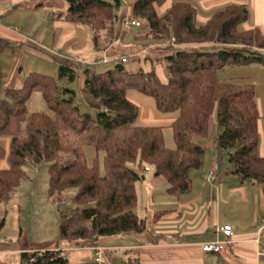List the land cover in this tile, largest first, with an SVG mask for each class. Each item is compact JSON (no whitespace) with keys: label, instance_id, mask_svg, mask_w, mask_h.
<instances>
[{"label":"trees","instance_id":"obj_1","mask_svg":"<svg viewBox=\"0 0 264 264\" xmlns=\"http://www.w3.org/2000/svg\"><path fill=\"white\" fill-rule=\"evenodd\" d=\"M122 1L67 0V10L57 18L89 28L99 49L100 32L108 36L100 35L99 41L114 43ZM166 2L136 0L130 18L148 27L147 34L137 38L167 44L165 50L172 51L162 58L167 83L154 68L132 73L122 62L102 73L87 68L81 74L82 92L101 108L96 111L83 110L78 92L70 87L79 79L80 66L60 59L55 60L57 78L32 72L20 88H5L1 55L13 46L0 37V136L11 138L10 168L0 169V204L11 203L29 178L27 164L48 162V198L59 205L61 248L23 252L19 264H70L71 251L96 250L104 239L145 233L147 221L137 213L142 173L151 167L156 179L167 182L171 197L190 193L194 173L203 168L206 155L195 138L208 135L213 117L220 131L219 147L231 151L227 173L246 185H264L256 88L219 77L228 68L264 67V33L260 28L240 31L249 19L245 5H230L198 27V10L191 4L174 3L158 14L157 8ZM36 92L43 95L54 117L29 114L27 104ZM130 92L153 99L159 114L175 116L169 127L175 148L166 146L165 127L138 125L140 107L130 101ZM85 147L104 153L103 174L99 165L87 164ZM4 156L0 147V161ZM71 190L76 191L75 207L60 206ZM165 213L156 212V219ZM108 260L113 264L111 257ZM123 264L144 263L137 257Z\"/></svg>","mask_w":264,"mask_h":264},{"label":"crops","instance_id":"obj_2","mask_svg":"<svg viewBox=\"0 0 264 264\" xmlns=\"http://www.w3.org/2000/svg\"><path fill=\"white\" fill-rule=\"evenodd\" d=\"M168 1L163 7L157 8L158 14H160V10L162 13L165 12L174 3L191 4L198 10L196 24L198 18L202 17L198 27L206 25L214 13L230 5H245L249 11V19L240 26V31L260 28L264 33V0H172L169 4ZM196 4L204 9L205 16L201 15ZM58 11L56 7L52 9L53 16L50 15V17H55ZM123 12L124 15L131 16L132 8H130L129 2L123 5ZM51 22L54 21L51 20ZM55 27L51 25L42 43L46 47V51L29 49V45L25 46L24 38L21 35L1 25L0 37L18 42L24 46L23 51H31L43 59L44 63H40L43 67L54 69L55 60L60 59L82 68L83 60L76 57V54L85 48L87 32L81 28L82 26L78 27L62 20H59ZM136 40L142 41L137 37ZM162 47L155 45L149 48L155 49L153 53H156L157 51L161 52ZM149 48L145 50L144 54L152 52ZM132 60L135 61L136 69L134 71H140L141 53L135 55ZM145 65L148 70L153 69L150 63L148 66ZM158 68L160 70L155 71L160 77L162 68ZM219 77L223 81L255 86L260 112L258 122L259 154L264 157V67L254 65L244 68H228L220 73ZM79 79L80 93L86 101L85 104H79L80 107L85 111L101 109L88 95L82 92L84 76L80 75ZM128 98L140 107L138 119L140 126L169 128L175 120V116L159 114L155 102L151 98L137 92H130ZM260 103L261 107H259ZM210 131L206 137L195 138V141L206 149L204 170L198 174L202 178L203 184L194 183L191 192L179 198L171 197L167 193V189L163 193L158 192L168 196V198L166 196V199L162 198L158 201V204L166 208L160 211H168V213L163 215L164 218L157 224V228L153 232L147 229L141 235L125 234L123 239L126 240H121L120 244L114 245L110 249L136 251L139 260L144 264H264V185L243 184L237 180V177L228 174L227 169L216 172L213 169L217 164L216 157L222 152L220 148H217V135L214 138H209ZM199 140L204 142L200 143ZM208 150L211 151V159L208 157ZM210 172L214 173V177L212 181L207 182L205 178ZM142 180L146 182L145 177ZM184 218H186L185 221H183ZM226 225L233 226L235 230L233 239L228 243H225V237L219 232V229ZM217 242L222 243L220 252L206 253L203 251L205 244ZM55 245L56 247H50L49 243L42 239L33 240L25 229H21V234L15 241L7 239V237L0 239V258L4 260V264H19L21 253L61 248L59 240L53 246ZM104 246L103 242L100 247L102 251H104ZM89 250L96 253L95 249ZM78 251L80 250L71 251L70 255Z\"/></svg>","mask_w":264,"mask_h":264},{"label":"rangeland","instance_id":"obj_3","mask_svg":"<svg viewBox=\"0 0 264 264\" xmlns=\"http://www.w3.org/2000/svg\"><path fill=\"white\" fill-rule=\"evenodd\" d=\"M124 1L125 3L122 2L123 5H126V3L129 2L130 8H133L136 0ZM171 1L172 0H169L168 4L171 3ZM196 6L198 7L201 15L205 16L206 13L204 9L197 4ZM55 7L59 11L56 12L55 17H50V15L53 16L51 11L52 9H55ZM67 8V0H0V13L2 18L0 25L21 35L24 38L25 46L29 45V49L34 50L35 48L37 50L46 51V47L42 44L46 33L48 29L51 28V25L56 28L55 25L59 22V19L57 18L58 13L62 11L65 12ZM163 13L162 10H160V14L162 15ZM116 14L118 16V22L115 24L114 43L109 45V42L99 41L100 35L101 37L102 35L104 37L108 36V32H100L97 35V45L100 46L99 49H96L94 33L87 27L76 25L78 27L80 26L88 34L85 48L76 54V57H80L81 60H83V66L78 73L81 75L83 70L87 68H93L98 73L106 72L121 63V59L123 58L128 60V63L124 65L127 70L132 73H137L134 71V69H136L135 61L133 62L132 58L141 53V71H150L145 65L147 64L148 66L149 63L157 71L159 69L158 67H161L162 71H160L159 74L160 79L163 83H167L169 76L166 70V64L162 61L164 56L172 52L170 50H165L167 44H160L154 42L153 40L143 39L142 41H137L136 37L147 34V25L140 20L131 19L130 17L124 15L123 7L118 10ZM50 19L54 22H51ZM129 19L131 21L140 22L142 26L126 27L125 23ZM201 21L202 17L198 18L196 25H200L199 23ZM172 42H174V40H172ZM11 43V46L13 47L5 50V52L1 55L4 74L3 83L5 88H20L27 76L32 72H40L56 78L58 77L56 62L53 64L54 69L50 67H43L40 65L41 62L44 63L43 59L34 55L31 51H23L22 48L24 46L18 44V42L11 41ZM155 45H158L159 47L163 46L161 49L162 51L153 53V50L155 49L149 47H153ZM148 48L152 52L144 54L145 50ZM22 52L24 54L23 56ZM70 87L74 88L78 92V104H85L86 101L80 93V79H78L76 83L70 85ZM259 107H261V103ZM27 108L29 114L44 113L48 116L54 117V114L48 108L43 95L39 92L33 94L27 104ZM260 111L262 113V110ZM219 132L216 120L213 117L209 138H214V136L218 135ZM164 137L166 146L171 149L175 148L171 128L164 129ZM199 142L201 143L204 141L199 140ZM10 146L11 138L9 136H0V147H3L5 151V156L0 161V169L6 170L10 168L8 160ZM217 146V148H220L219 145ZM220 150L222 153L216 157L217 164L213 168L216 172L229 167L228 159L231 151H226L222 148H220ZM84 153L87 164L89 166H94L96 164L99 165L100 172L103 174L104 153L97 152L92 147H85ZM207 153L208 157L211 159V151L208 150ZM208 161L206 162L208 163ZM49 166L50 164L48 162H44L39 166H33L31 164L26 165L25 171L29 178L22 183L21 187L17 191H15L11 203L0 204V225L4 221V225L0 227V239L7 237V239L15 241V239L20 236L21 229H25L33 240L42 239V241L49 243L50 247H56V245H53L59 240V220L57 212L59 205L48 198ZM203 170L204 167L194 173L193 184L196 182H199L200 185L203 184L202 178L198 175L201 174ZM142 176L146 178V182L141 180L137 184L139 197L137 213L141 218L147 221L148 230L153 232L157 228V224L164 218L161 216L156 219V212L166 209L161 206V204H158V201L162 200V198L166 199L167 195L164 196L159 193L165 192L168 188V184L164 179H155L154 170L151 167H147L142 173ZM237 180L240 181L239 178H237ZM75 193V190H71L65 194L68 200L67 206L70 208L75 207ZM185 219L186 218H184L183 221H185ZM125 236L126 235L116 239L103 240L105 246L101 255V263L99 264H110L108 260L110 257L113 259V264H123V261H128L129 259L133 260L138 257L136 251L126 252L125 250L120 251L110 249L112 246L120 244L122 242L121 240H126L123 239ZM105 252H108V255L105 254ZM96 254L97 253H94L89 249L72 253L70 255V264H95L97 259ZM0 261L4 263L2 258H0Z\"/></svg>","mask_w":264,"mask_h":264},{"label":"built area","instance_id":"obj_4","mask_svg":"<svg viewBox=\"0 0 264 264\" xmlns=\"http://www.w3.org/2000/svg\"><path fill=\"white\" fill-rule=\"evenodd\" d=\"M122 2L125 3L124 0ZM1 19L2 18H1V13H0V23H1ZM125 25H126V27H141L142 26V24L140 22L131 21L130 19L126 21ZM121 62L123 64H126V63H128V60L126 58H123V59H121ZM213 177H214V173L210 172L206 176L205 179H206L207 182H210V181L213 180ZM67 204H68V200H67L66 196L64 195L62 197V201L60 203V206L67 207ZM219 232L225 237V239H226L225 243H228V241L233 239L234 234H235V230H234L233 226H231V225H226V226L221 227L219 229ZM221 246H222L221 242L208 243V244L204 245L203 251L206 252V253L220 252L221 251ZM96 253H97L96 254L97 255V262H100L101 261V255H102V249L101 248L96 249Z\"/></svg>","mask_w":264,"mask_h":264}]
</instances>
